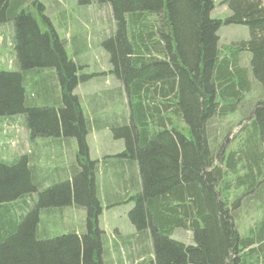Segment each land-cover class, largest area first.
<instances>
[{"label": "trees", "instance_id": "trees-1", "mask_svg": "<svg viewBox=\"0 0 264 264\" xmlns=\"http://www.w3.org/2000/svg\"><path fill=\"white\" fill-rule=\"evenodd\" d=\"M97 1L112 9L115 29L102 46L133 110L129 134L114 133L125 138L116 156L129 164L131 176L134 163L138 169L140 189L129 217L137 232H148L149 264H264V218L242 236L235 226L239 198L226 199L231 184L217 187L232 175V183L260 197L264 101L249 110L241 147L224 159L223 142L213 146L205 132L207 122L232 112L241 90L248 88L247 73L234 60L238 52H249L248 73L264 85V0H222L229 9L224 21L210 18L211 0ZM16 3L0 0V25L13 21L15 27L18 65V71L0 70V116L24 115L30 139L74 137L76 167L40 191L41 177L26 155L12 164L0 160V264H102L99 164L89 157L87 120L74 93L89 76L78 74L81 66L67 57L54 31L42 32L29 13H15ZM222 24L247 26V39L223 51L217 34ZM42 66L55 68L59 103L29 106L27 69ZM176 119L186 124L185 133L171 124ZM31 194L36 201L15 215L9 204ZM66 206L85 209V233L41 238L40 211ZM176 228H188L193 243L173 239Z\"/></svg>", "mask_w": 264, "mask_h": 264}, {"label": "rangeland", "instance_id": "rangeland-1", "mask_svg": "<svg viewBox=\"0 0 264 264\" xmlns=\"http://www.w3.org/2000/svg\"><path fill=\"white\" fill-rule=\"evenodd\" d=\"M211 1L210 18L224 21L229 15L227 5L222 0ZM14 10L17 14L22 11L29 13L40 31H54L57 38L64 42L67 57L81 66L78 74L89 76L77 84L74 93L79 97L87 120L88 132L85 139L89 157L99 164L96 182L101 192L102 212L98 216V228L104 232L101 263L149 264L153 255L148 232H137L129 217L134 205L133 197L140 189L138 169L134 163L131 176L129 164L124 165L125 159L116 156L124 150L125 138L116 137L114 133L129 134L127 125L133 118V110L132 106L129 107L122 83L111 72L110 54L102 46V42L115 29L110 5L99 3L97 0H17ZM14 31L13 21L0 25L2 71H18L12 42ZM217 34L219 46L224 51L228 46L234 47L237 43L245 41L248 28L242 24H222ZM234 60L239 68L246 71L248 88L241 90V96L232 112L225 115L215 114L207 122L205 129L213 146L223 142V159L227 152L239 150L244 131L248 129L247 123L251 116L248 114L249 110L257 100L264 101V85L254 81L251 73H248L249 52L241 50ZM56 77L53 67L27 69L24 87L28 94L29 106L49 107L54 105L56 100L59 103ZM46 97L49 100L47 102L44 101ZM134 103L135 100L132 101V104ZM24 120L22 114L0 116V160L12 164L26 155L27 164L33 166L41 177V191L54 184L52 182L68 177L70 173L65 170L76 167V141L74 137L34 136L30 139ZM171 124L180 132L186 128V124L181 120H173ZM216 162H219V158H216ZM238 166V171L241 172L240 164ZM103 170L106 172H102ZM231 176L226 177L224 183L219 182L217 187L225 188L231 184L226 199L232 201L236 197L239 198L235 206V226L242 236H247L249 229H254L259 220L264 218V189L262 187L260 197L255 196V190L246 192L244 187L232 183ZM43 178L45 179L42 181ZM34 201L36 195L31 194L9 205L15 215H18L25 213ZM40 212L37 233L41 238L64 232H76L79 235L85 233L84 208L66 206ZM171 237L185 244L193 243L192 232L188 228H176ZM258 259L262 262L263 257Z\"/></svg>", "mask_w": 264, "mask_h": 264}, {"label": "bare ground", "instance_id": "bare-ground-1", "mask_svg": "<svg viewBox=\"0 0 264 264\" xmlns=\"http://www.w3.org/2000/svg\"><path fill=\"white\" fill-rule=\"evenodd\" d=\"M226 161H227V159H226ZM230 207V206H229ZM194 245V244H193Z\"/></svg>", "mask_w": 264, "mask_h": 264}]
</instances>
